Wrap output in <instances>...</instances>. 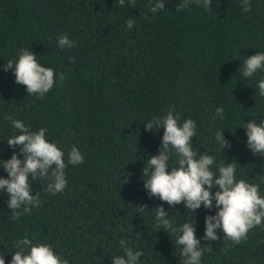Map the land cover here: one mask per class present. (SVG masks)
<instances>
[{
	"label": "trees",
	"instance_id": "obj_1",
	"mask_svg": "<svg viewBox=\"0 0 264 264\" xmlns=\"http://www.w3.org/2000/svg\"><path fill=\"white\" fill-rule=\"evenodd\" d=\"M155 2L135 0L131 7L125 0L121 7L118 0H0V160L20 153L19 146L7 144L19 134L9 116L30 131L46 128V139L61 148L66 162L73 145L84 157L66 168L62 193L47 191L51 175L32 181L40 206L18 220L0 190V256L6 264L17 250L14 241L25 237L50 244L69 264H113L111 257L123 254L122 238L143 251L139 264H180L177 236L158 227L152 213L161 205L176 226L195 219L201 246L211 247L204 248L201 264H264V223L240 244L222 229L219 239L205 241V217L216 209L202 205L194 214L184 203L172 207L149 197L143 174L150 155L159 154L164 133L148 131L147 120L173 109L181 123L197 121L194 148L217 164L235 163L237 180L258 184L264 196V155L247 147L244 128L253 119L264 121L257 87L264 71L252 78L239 71L246 57L264 52V0H250L247 13L243 0H211L210 10L191 0L179 13L180 0H164L165 9L154 14ZM128 19L135 21L131 29ZM61 34L74 46L61 49ZM22 48L33 49L38 62L56 74L43 99L28 95L14 72L5 70ZM218 107L224 116L213 120ZM219 129L231 150H220ZM177 159L173 150L169 172ZM0 177H8L3 167Z\"/></svg>",
	"mask_w": 264,
	"mask_h": 264
},
{
	"label": "clouds",
	"instance_id": "obj_2",
	"mask_svg": "<svg viewBox=\"0 0 264 264\" xmlns=\"http://www.w3.org/2000/svg\"><path fill=\"white\" fill-rule=\"evenodd\" d=\"M118 2L121 7L125 6V0ZM190 3L191 0H180L176 5V12L186 10ZM196 3L197 6L210 10L211 0H196ZM129 6L135 7V0H129ZM242 7L245 13L249 12L250 0H243ZM164 9V0H156L150 12L155 14ZM126 23L131 29L135 21L128 19ZM58 46L61 49L71 48L74 41L61 34L58 37ZM17 55L18 60L15 63L8 61L5 70L14 72L16 83L26 86L28 95L43 99L54 87L56 77L54 70L42 66L33 49L22 48ZM239 71L242 78H252L257 72L264 71V52L246 57ZM59 79L64 80L62 73ZM257 87L258 94L264 97V78L258 81ZM223 116L224 109L218 107L213 120L222 119ZM7 119L19 132L9 138L7 144L12 148L19 146L20 153L13 152L10 159L0 160V167L8 173L7 178L0 177V190L6 191L7 205L12 210V219L15 221L22 215L30 214L34 207L40 206V192L32 195V181L49 178L51 175L52 182L47 185V191L53 195L62 193L68 183L66 168L69 165L82 164L84 157L73 145L66 162L65 153L61 148L46 139V128L34 132L19 119H12L11 116ZM197 126V121L192 118L181 123V114L175 113L173 109H169L164 116H153L147 120L148 131L158 128L164 129V133L159 154L150 155L147 165L143 168L144 187L149 197H158L172 207L184 203L190 213L196 214V210L202 205L206 209L215 208V215L205 217L203 240L219 239L217 229H222L227 239L240 244L247 240V234L251 229L264 223V196H261L258 184L249 183L245 179L237 180L235 163L217 164L214 156L200 153L193 147L192 141L196 136ZM244 128L248 137L247 147L254 154L264 155V121L258 123L253 119L245 124ZM215 140L222 152L231 150L232 145L225 138L224 129L216 131ZM173 150L178 159L169 172ZM21 153L23 159L20 158ZM213 165H216L215 172ZM50 169L52 170L49 171ZM213 189L217 190L213 193ZM147 207L145 204L138 209L146 211ZM152 213L158 227L177 236L175 244L182 246L179 248L182 258L180 264H201L204 248L210 251L211 247L201 246V240L196 236L195 219L176 226L163 205ZM119 243L123 254L112 256L113 264H139L140 258L144 255L143 251L130 247V240L122 238ZM14 246L17 250L13 252L11 264H69V261L57 254L48 243L33 244L25 237L15 240ZM0 264H6L5 255L0 256Z\"/></svg>",
	"mask_w": 264,
	"mask_h": 264
}]
</instances>
